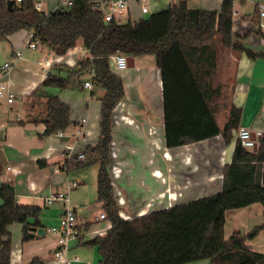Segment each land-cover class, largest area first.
Masks as SVG:
<instances>
[{
  "label": "trees",
  "instance_id": "1",
  "mask_svg": "<svg viewBox=\"0 0 264 264\" xmlns=\"http://www.w3.org/2000/svg\"><path fill=\"white\" fill-rule=\"evenodd\" d=\"M7 1L0 0V41L24 30L55 56H64L79 43L88 54L72 67H51L31 93L35 102L29 104L27 120L43 126L42 136H52L75 124L70 121V107L47 88L74 87L87 74L91 75V95L103 92L98 98L96 144L85 148L83 161L74 158L63 164L66 173L98 166L96 202L111 227L103 237L85 243L95 247L97 264H188L201 260H209V264H264V254L245 245L263 225L246 235L233 233L227 240L223 234L226 211L255 203L264 206V134L255 151L235 142L230 164L222 167L217 193L128 221L118 216L109 175L113 109L124 99L122 79L109 67V57L115 54L154 57L161 80L166 149L217 136L226 145L231 142L241 111L232 105L221 127L211 105L219 94L213 86L218 49L230 48L244 52L249 59H264V52L253 53L232 43V1L222 0L219 11H207L190 9L182 0L136 22H105L101 12L91 8L92 0H72L70 8H56L48 14L37 12L34 0L13 2L11 10ZM259 34L264 40V33ZM40 213L37 206L18 204L12 186L0 185V264H9L10 225H22V239L28 241L29 228L41 227Z\"/></svg>",
  "mask_w": 264,
  "mask_h": 264
},
{
  "label": "crops",
  "instance_id": "2",
  "mask_svg": "<svg viewBox=\"0 0 264 264\" xmlns=\"http://www.w3.org/2000/svg\"><path fill=\"white\" fill-rule=\"evenodd\" d=\"M146 1L149 3L153 2L155 5L158 4L159 8L155 11L158 12L178 4L182 0H126V11L118 20L120 22H123V20L136 22L151 14V5H146ZM185 1L190 9L207 11H219L222 2V0ZM35 2L40 1L36 0ZM56 2L57 0H55V5L49 12L55 8ZM237 4V7L233 5L232 9V12L236 13V15L232 16V43H238L253 53L264 52V40L259 34L264 33V17H259L256 6L253 3H251L254 6L252 13H245L240 10L239 7L243 5V0H238ZM262 4L264 5V0ZM141 7H146L148 13L142 14L140 11ZM156 7L154 6V8ZM28 34L29 32L22 30L9 35L6 40H3L9 48L6 49L4 46H0V59L2 55L7 57L0 62V75L2 73V64L13 61L14 51L22 49L19 43L25 41ZM37 49L40 53V57L36 61L37 65L43 64L40 73L33 70L35 64L31 51H36ZM80 50L83 49L79 43L74 49L68 51L73 53L72 55L69 54L72 63L76 62V54L81 52ZM50 56L54 55L38 43L34 50L22 49V58L16 61L5 77L8 82L9 92L16 97L11 104L0 101V185L9 184L12 186L18 204L37 206L41 208V212L50 207L43 206L41 198L65 191L67 184H69H65L67 173L65 168L62 167L64 160L59 153V146L63 143L72 145L73 155L79 152L83 153V149L87 146H94L98 140L96 134L98 135L100 111V105L97 106L93 101V98L97 96L96 94H90V101H77L68 97H60L70 107V121L75 123L69 127L72 129L71 134L75 133L76 127H81L83 131L89 133L84 142H77L74 138L70 141L71 139L69 140L66 133L67 129L64 131L67 138L60 140L48 139V137L42 136L44 130L42 125H34L28 122L27 107L22 102L16 106L15 102H19L24 96L27 97L43 82L46 78L45 73L42 71L44 60ZM131 58L133 59V67L127 69L119 76L122 79L124 89L122 116L132 120L133 126L124 122L118 125L113 124L112 142L120 143L129 140L130 137L134 138L133 134L136 135L137 140H144L149 136V128L155 130L156 133L154 135L157 140L163 141V109L159 70L155 65V60L154 65L146 68L141 65L143 56ZM55 64L57 63L50 65L49 72L51 67H53L52 65ZM28 69L31 70L29 71ZM83 83L80 81L79 89L83 88ZM89 91L91 92V90ZM97 101L100 104L99 100ZM231 102L235 108L241 111L239 126L259 129L264 133V59H249L244 52L238 53L234 65ZM82 119L85 120L84 124L80 123ZM233 137L227 145L223 143L220 136H217L174 149L165 148L164 152H167L171 160L163 157L164 152H159L158 154H161V158L159 157V160L157 159L158 161L152 167L149 166L151 167L149 170L151 178L148 183H150L151 187H149L150 194L146 198L148 200L145 202L142 199L137 204V208L127 205L131 199L129 197L130 191H128L124 180L116 179L115 184L121 192L126 205L122 208V213L126 216H130V214L142 216L147 212L145 208L152 204L160 207L156 208V210L168 209L169 205L183 204L217 193L221 187L222 167L231 162L235 144ZM151 138L154 137L151 136ZM218 141H221V143ZM48 147L54 148L55 152L48 151ZM185 148L192 149L195 164L187 166L188 164L183 157L191 154H185ZM154 150L159 149L156 147ZM202 159L207 160L208 164H202ZM198 161L201 163L198 164ZM119 183H122L121 186ZM71 210H73L80 228L85 227L88 223L94 222L98 224L104 221L98 220V216L103 211L95 218V221L80 222L77 218L76 209L73 208ZM153 210L155 211V209ZM61 213H57L55 218L52 217L53 213L50 214V218H46V214L40 213L39 222L41 227L34 230L30 227L28 235L40 228L44 230V235L35 236L34 238L29 237L28 241H23L22 239V225H10V252L20 250L19 260L15 264H31L32 262V264H53L52 253L56 237L50 234L48 229L57 227ZM261 225H263L262 229L253 239L247 240L245 245L251 251L264 254V206L261 204L255 203L244 208L226 211L223 227L224 239H229L236 232L246 235L253 228ZM110 227L111 224L107 221L103 226L97 225L94 230L89 228L86 230L103 231L104 233L101 236L103 237ZM92 239H94L92 235H86V237L81 238L79 243L70 247L67 256L78 260L73 264H91L88 261V256L81 255V251H78V248L87 246L85 243ZM98 260L97 257V262ZM209 263V260H201L188 264Z\"/></svg>",
  "mask_w": 264,
  "mask_h": 264
},
{
  "label": "rangeland",
  "instance_id": "3",
  "mask_svg": "<svg viewBox=\"0 0 264 264\" xmlns=\"http://www.w3.org/2000/svg\"><path fill=\"white\" fill-rule=\"evenodd\" d=\"M36 1V0H34ZM41 2L40 10L43 13H49L51 8L55 5V0H39ZM57 3V2H56ZM238 3V0H233V5L237 7L236 5ZM146 5H151V13L155 12L158 7V4L155 5L153 2L149 3L148 1L145 2ZM154 6H157L154 8ZM154 8V9H153ZM242 12L249 13L253 12L254 6L248 2L243 1V5L239 7ZM149 15V14H148ZM123 22H126L123 20ZM0 46H4L6 49L9 48L6 42L0 41ZM81 52H78L76 55L75 61L77 62L79 59H83L87 56L85 50H80ZM33 55V61H34V69L36 72H41V67L43 64L40 63V65H37V60L40 57V53L38 52V49L36 51H31ZM65 58L67 57L64 55ZM238 56V52L233 51L230 48H222L219 47L218 49V55H217V66L215 75L213 78V86L217 87L219 89V94L216 96L211 103L213 110L215 112V118L219 126H223L224 122L227 119L229 108L232 106V83H233V77H234V65H235V59ZM6 56L2 55L0 62H2V59ZM7 58V57H6ZM70 58V56H69ZM154 57L152 55H146L141 58V65L148 68L151 65H154ZM19 66V65H18ZM54 66V65H52ZM56 67L62 66V67H69L64 62L55 64ZM29 71L31 69H28ZM91 77L90 75H82L80 77V81L83 83L84 81H90ZM47 92H49L52 95H56L59 98L68 97L70 99H75L77 101H83L87 100L90 101L91 99V92L86 89H79V86L76 85L74 87L68 88L66 90H59L55 87L47 88ZM103 94V92H96L95 96L96 98H93L94 103L96 105H100L98 103V98ZM31 93L26 97H22L19 102H15L16 106L20 105V102L23 103L24 106L29 107V104L34 103L35 99L30 98ZM35 113L39 111V107L36 106L34 108ZM118 116V115H117ZM97 120V119H96ZM236 130L232 131V136L235 135ZM69 140L72 141L71 136L72 129L68 128L66 131ZM75 134V133H74ZM134 135V138L130 137L129 140L123 141V142H113L114 146L113 148L118 149L117 157L111 159L110 168H109V175L113 181V183H116V180L114 179L112 175V167H117L120 170L119 178L124 180L129 193L130 203H127V205H132L134 208H137V204L140 203V201L143 199L145 202L148 200V194L149 187H151L149 180L151 178L150 176V168L154 163H156L159 160V157L161 154H158L159 152L163 153L165 151V147L163 144V141L157 140V137L155 135L147 136L144 140H137L136 135ZM98 135L96 134V137ZM131 136V135H130ZM154 137V138H151ZM75 138V137H74ZM234 138V137H233ZM221 143V141H218ZM112 143V142H111ZM160 146L161 150H154V146ZM185 154L189 153L191 155H182L184 161L188 164L187 166L195 164L194 157L192 155V149L191 148H185ZM85 149H83L82 152H84ZM81 153V152H79ZM164 154L166 157H164ZM181 155V154H180ZM163 157L167 160H171L170 156L167 154V152L163 153ZM161 158V157H160ZM85 157L83 158V160ZM158 159V160H157ZM200 159V158H199ZM81 160V161H83ZM196 160V159H195ZM202 164H208L207 160L202 159ZM172 162V161H171ZM201 163L198 161V164ZM174 165V164H172ZM151 166V167H149ZM97 172H98V166L94 165L89 168H79V169H73L70 172H67L65 177V184L76 182L80 183L78 188L69 192V202L68 203H62V202H55L52 206H50L48 209L43 210L41 213L46 214V218L51 217V213H53L52 217L55 218L57 213L62 212L64 208L69 207L71 209L75 208L77 211V218L80 222H88V221H95V218L100 214L102 211L100 205L96 202L97 196H96V181H97ZM142 172V173H140ZM122 183H119L121 186ZM116 186V184H115ZM113 187V196L115 197V189L116 187ZM124 187V186H123ZM125 187V189H127ZM135 204V205H134ZM118 205V204H117ZM126 206V205H125ZM140 206V205H139ZM119 207V211H122V208ZM145 208V207H144ZM160 208L154 204L149 205L145 212V214L152 212V209ZM136 210V209H135ZM158 210V209H157ZM141 211V210H140ZM138 211V212H140ZM154 211V210H153ZM137 212V213H138ZM141 213V212H140ZM131 218L138 217L135 214H130ZM107 221H101L98 224L97 223H88L89 229L94 230L96 226H103L106 224ZM78 251H81V255L88 256V261L91 264H97V252L95 247L93 246H81L78 248ZM99 259V257H98Z\"/></svg>",
  "mask_w": 264,
  "mask_h": 264
},
{
  "label": "built area",
  "instance_id": "4",
  "mask_svg": "<svg viewBox=\"0 0 264 264\" xmlns=\"http://www.w3.org/2000/svg\"><path fill=\"white\" fill-rule=\"evenodd\" d=\"M10 1L15 3H20L22 0H10ZM243 1H248L250 3L255 4L259 17H264V5L262 4L263 0H243ZM90 3H91L90 4L91 8L93 10L101 12L103 20L105 22H111L114 19L117 20L120 16L123 15V13L126 11L127 8L126 0H92ZM71 6H72V0H57L54 9L56 8L67 9L70 8ZM40 7H41L40 2L34 3V9L37 12H41ZM140 11L142 14L148 13V9L146 7H141ZM234 15H236V13L232 12V16ZM36 44L37 42L33 40L32 34L29 33L26 36L25 41L19 43V46H21L22 49L34 50L36 48ZM22 49H18L14 51L12 58L13 61L4 63L1 66L2 73L0 75V101H5L7 104L13 103L16 96L9 92L8 82L5 77L8 75V72L16 63V61H19L22 58ZM68 53L69 52H67L65 55H68ZM64 57L65 56L54 55V56H50L49 58H46L44 60V67L42 68V71L45 73V75L47 76L49 74V69L51 64L61 63ZM63 62L67 64L68 60H63ZM74 64L75 63L71 62L70 64L67 65L69 67H72ZM127 64H128V57L123 54H115L109 57V67L113 72H115L118 75H122V73L128 69ZM82 86L86 90H92L91 81L84 82ZM18 98H20V96H18ZM123 108H124V104L122 103V101L115 106V108L113 109L112 123L114 125H118L124 122L126 124L133 126L132 120H129L127 117L122 116ZM80 123L84 124L85 120L82 119ZM155 133L156 132L154 129L152 128L148 129V134L154 135ZM88 134L89 133L87 131H83L81 127H76L75 134H73L71 138L75 137L74 140H76L77 142H84ZM263 134L264 133L259 129L239 126L234 135V142H238L242 148H245L247 150H252L257 145L258 139ZM63 138H67V136H65L64 134V131H59L54 135L48 137V139H52V140H56V139L60 140ZM113 146L114 143L112 142L110 144L109 156H111L112 158H116L118 149L113 148ZM154 147L156 148L157 146L155 145ZM49 150L53 153L55 152V149L52 147H48V151ZM59 153L61 154L64 161H70L73 160L74 158L77 161H81L84 158L83 153H78L76 155H73V147L72 145H69L67 143H63L59 146ZM164 157H166L165 154ZM62 167L65 168L64 165H62ZM111 170L114 179L115 180L118 179L120 170L115 166L112 167ZM78 186H79L78 183L71 182L67 184L65 191H60L55 194H50L44 198H41L43 206L48 207L55 202L68 203L69 192L78 188ZM111 186L112 188L115 186L113 181L111 182ZM115 197H116L115 200L116 203L120 207L121 206L123 207L125 205V200L122 197L121 192L117 188L115 189ZM169 207L171 206L169 205ZM118 216L125 221L132 219L130 216L124 215L121 211H119ZM139 216L141 215L138 214V217ZM98 220H106L104 213H101L98 216ZM48 232L56 237L55 246L52 253L53 264H73L77 262L78 261L77 258H69L67 256L70 247L74 244L79 243L81 238L86 237V235H92L95 238V237H101L104 233L103 231H88L84 227L80 228L78 226L73 210H71L68 207L64 208V210L62 211L57 227L48 229ZM19 253L20 250H14L10 252L9 263L15 264L16 262H18Z\"/></svg>",
  "mask_w": 264,
  "mask_h": 264
},
{
  "label": "water",
  "instance_id": "5",
  "mask_svg": "<svg viewBox=\"0 0 264 264\" xmlns=\"http://www.w3.org/2000/svg\"><path fill=\"white\" fill-rule=\"evenodd\" d=\"M12 4H13L12 1H10V0L7 1V8L9 10L12 9ZM132 67H133V59L131 57H129L128 58L127 68L130 69ZM255 149H256V146L252 149V151H255ZM43 235H44V230L40 228V229H37L36 232L30 233L29 237L30 238H34L35 236H43Z\"/></svg>",
  "mask_w": 264,
  "mask_h": 264
},
{
  "label": "bare ground",
  "instance_id": "6",
  "mask_svg": "<svg viewBox=\"0 0 264 264\" xmlns=\"http://www.w3.org/2000/svg\"><path fill=\"white\" fill-rule=\"evenodd\" d=\"M71 50H72V49H71ZM74 51H75V50H74ZM72 52H73V51H72ZM69 54L72 55L73 53L69 52V53H68V56H67L66 58H65V57L63 58V60H68L67 64H70V63H71V59L69 58ZM63 60H62V62H63ZM157 148H158V149H161L159 146H157Z\"/></svg>",
  "mask_w": 264,
  "mask_h": 264
}]
</instances>
